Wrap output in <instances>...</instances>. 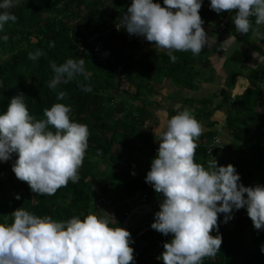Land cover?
<instances>
[{
  "label": "trees",
  "instance_id": "1",
  "mask_svg": "<svg viewBox=\"0 0 264 264\" xmlns=\"http://www.w3.org/2000/svg\"><path fill=\"white\" fill-rule=\"evenodd\" d=\"M156 2L164 6L163 0ZM131 3L132 0H21L11 10L17 19L7 22L0 32V36L9 37L6 42L0 40V112L20 92L25 94L29 112L36 119H44V109L55 103L69 105L71 118L87 125L89 142L79 181H69L52 196L33 193L27 182L16 178L12 171L15 155L0 162V222L11 223V214L22 207L55 220L97 215L101 208H106L115 219L112 226L123 228L138 206L162 201L163 196L145 179L158 151L154 133L145 129L150 122L148 109L153 106L150 99L155 96L152 82L159 75L174 79L185 89L194 88L192 68L203 64L204 51L198 56L190 51L174 52L177 59L173 63L144 38L129 35L126 30H113ZM209 5L210 0H203L200 10L203 26L216 28L214 35L228 36L229 41L237 40L264 55V25L256 26L252 18L250 32L241 34L232 23L234 13H217ZM223 23L226 27L222 32ZM37 49L44 55L35 61L28 59V53ZM69 58L85 60L88 79L78 76L67 84L62 82L56 90L50 89L51 63L61 64ZM239 59L243 60V56L236 54L229 62L245 65ZM252 76L256 80L251 84L257 103H264L259 86L264 79V59ZM81 81L90 84L92 91H81ZM59 91L67 95L58 101ZM230 100L225 94L219 108L231 103ZM192 105L188 101L183 110L193 108L198 117V112L204 110ZM241 106L238 100L233 102L232 112L224 123L238 147H224L210 155L208 147L217 134L208 132L196 140L194 161L207 167L216 158L218 166L232 164L244 186L264 185V147L251 143L254 136L264 139V115L251 111L252 108L245 113L238 111ZM17 194L20 199H16ZM102 197H111L112 206L99 208L96 201ZM232 215L224 223V214H218L221 249L215 257H205L203 264H264V253L260 251L264 230L254 228L245 209L234 210ZM144 221L149 223L137 230L131 231L130 227L134 262L163 264L158 257L172 235L165 236L150 228L154 214H148ZM211 235H217V231L213 230Z\"/></svg>",
  "mask_w": 264,
  "mask_h": 264
},
{
  "label": "clouds",
  "instance_id": "2",
  "mask_svg": "<svg viewBox=\"0 0 264 264\" xmlns=\"http://www.w3.org/2000/svg\"><path fill=\"white\" fill-rule=\"evenodd\" d=\"M20 4L21 0H0V32L7 22L16 21L11 10ZM163 5L156 0H132L118 29L151 42L173 63L177 59L174 52L190 51L198 56L208 44L200 15L203 0H163ZM209 6L217 13H234L232 23L241 34L250 32L252 18L256 26L264 25V0H210ZM8 39L7 34L0 36L5 42ZM42 55L37 49L28 53V59L35 61ZM50 67L53 77L48 87L52 90L78 76L88 79L83 58L52 62ZM79 87L83 92L92 91L83 81ZM66 95L59 91L56 98L63 100ZM70 113L69 105L55 103L44 109V119H36L22 92L0 112V162L15 155L12 171L33 193L52 196L69 181H79L89 129L75 122ZM203 131L187 108L173 115L160 133L157 154L145 177L163 196L151 227L172 235L158 257L163 264H203L205 257H215L222 244L218 214L223 213L227 223L234 210L246 207L254 228L264 230V185L244 186L236 168L218 166L216 158L207 167L196 163L195 141ZM11 216V223L0 222V264H135L131 233L113 227L110 214L55 220L22 207ZM213 230L217 235H211ZM260 251L264 253V244Z\"/></svg>",
  "mask_w": 264,
  "mask_h": 264
},
{
  "label": "crops",
  "instance_id": "3",
  "mask_svg": "<svg viewBox=\"0 0 264 264\" xmlns=\"http://www.w3.org/2000/svg\"><path fill=\"white\" fill-rule=\"evenodd\" d=\"M203 27L208 36V44L202 49L204 51L203 64L195 65L192 68L195 70L193 72L195 76L194 88L185 89L181 83L174 79L159 75H156L152 82L155 98L150 99L153 106L148 109L150 122L147 127L151 128L150 126L156 124L153 131L150 132L154 133L157 148H159L158 138L160 133L165 130L167 120L179 111H183V107L185 104L187 105L188 101H192L194 108L204 110L198 112V114L200 113L198 117L193 108L190 110L203 126L202 135L208 132L220 133L224 147H238L224 124L227 116L232 112L233 102L238 100L242 105L238 111L243 110L245 113L246 110L252 108L251 111L256 110L264 115V103H257L254 87L251 84L252 80L254 83L256 82L252 73L261 67L264 55L251 50L237 40L229 41L228 36L214 35L217 32L216 28ZM217 35L218 38L215 37ZM254 52L257 54L256 57L253 56ZM147 53L149 52H145V54ZM236 54L243 56V60L239 59V62L241 64L246 62L245 65H233L229 62ZM259 86L264 95V79L259 81ZM225 94H228L231 103L219 108ZM251 143H258L264 147V139L255 136Z\"/></svg>",
  "mask_w": 264,
  "mask_h": 264
},
{
  "label": "rangeland",
  "instance_id": "4",
  "mask_svg": "<svg viewBox=\"0 0 264 264\" xmlns=\"http://www.w3.org/2000/svg\"><path fill=\"white\" fill-rule=\"evenodd\" d=\"M154 98H155V96H154ZM155 126H156V124H154V126H150L151 128L146 127L145 129L150 132V131H153V128ZM160 203L159 204H149L148 206L146 204L138 206L133 212H131L130 217H128V220L133 217L131 219L132 221L129 222V224L124 225L123 228L130 231V227H131V229H132L131 231H133V230H137L141 226L148 224L149 221H144L145 217L148 214H154L155 215V213L157 211H159ZM99 208H101V207H99ZM242 209L246 210V207L242 208ZM109 211H111V210H109ZM108 214H110V213L108 212V210L106 208L105 209L101 208L99 210V212L97 213V215H108Z\"/></svg>",
  "mask_w": 264,
  "mask_h": 264
},
{
  "label": "built area",
  "instance_id": "5",
  "mask_svg": "<svg viewBox=\"0 0 264 264\" xmlns=\"http://www.w3.org/2000/svg\"><path fill=\"white\" fill-rule=\"evenodd\" d=\"M118 25V24H117ZM117 25L113 28V30L119 32L124 30L123 28H119L117 27ZM225 23H223L221 25V31L223 32V30H225ZM94 41V40H93ZM224 149V145L222 142V135L219 133L217 134V136L215 137V139L213 140V143L211 145H209L208 150H209V154L213 155V153L217 150H223ZM113 201L111 200V197H102L99 198L96 201V205L98 207H107V206H112Z\"/></svg>",
  "mask_w": 264,
  "mask_h": 264
},
{
  "label": "water",
  "instance_id": "6",
  "mask_svg": "<svg viewBox=\"0 0 264 264\" xmlns=\"http://www.w3.org/2000/svg\"><path fill=\"white\" fill-rule=\"evenodd\" d=\"M128 221H129V220L127 219L126 224L128 223ZM126 224H125V225H126ZM151 228H152V227H151Z\"/></svg>",
  "mask_w": 264,
  "mask_h": 264
}]
</instances>
